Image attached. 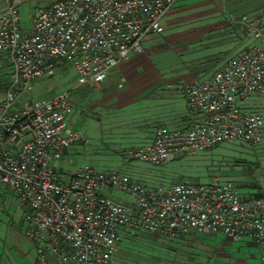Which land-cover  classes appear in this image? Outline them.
<instances>
[{"label":"built area","instance_id":"obj_1","mask_svg":"<svg viewBox=\"0 0 264 264\" xmlns=\"http://www.w3.org/2000/svg\"><path fill=\"white\" fill-rule=\"evenodd\" d=\"M0 1V56L12 67L0 103V183L13 187L26 207L36 264H111L122 229L140 228L162 238L194 230L248 237L264 264V191L245 196L220 176L152 185L120 167L86 164L59 172L54 161L86 140L67 120L70 91L21 111L15 105L39 78L69 63L76 84L101 88L122 61L145 51L148 36L164 31V18L180 0H53L36 11L28 29L19 11L25 0ZM241 22L254 43L208 76L181 85L189 111L202 120L181 129L159 126L151 142L126 151L125 162L160 165L222 143L264 141V23L248 13ZM113 189L131 202L108 195Z\"/></svg>","mask_w":264,"mask_h":264},{"label":"rangeland","instance_id":"obj_2","mask_svg":"<svg viewBox=\"0 0 264 264\" xmlns=\"http://www.w3.org/2000/svg\"><path fill=\"white\" fill-rule=\"evenodd\" d=\"M207 4L211 5V9L216 8V10L217 8L225 10L229 5L243 6L247 9L246 13L264 23V0H183L174 10L172 9L173 11L171 10L172 12L170 11L171 13L169 12L170 14L168 13L166 23V17L164 18V31L144 42L146 50L139 53V56L143 55V57L139 60L134 72L138 73V67H151L152 72L139 71L141 72L138 75L141 78V86L146 83V80L154 79H157L153 81L154 86H181L185 83L170 80L173 78L170 70L165 73L167 77L161 80L159 75L163 73L161 69L158 72L157 67H166L168 63L174 62V57L181 56L177 48L187 40L191 24L200 20L202 9ZM47 5L48 0L22 2L19 11L23 28H30L33 15ZM214 9L210 12L217 13L218 11ZM166 41L171 44L175 52L174 57H171L173 53L171 50L156 52L159 49L158 46ZM153 43L155 46L149 47ZM151 53H154L156 63H152ZM135 55L133 54L119 65L128 64L127 62L131 59H135ZM177 63L175 66H178ZM168 68L170 67L163 68V70ZM45 78L47 81L44 85L38 87L35 92L25 94L16 101L15 105L21 111L28 107V104L33 106L38 96L48 97L65 90L70 91L73 106L67 115V120L72 128L86 135V140L71 145L65 159H61L64 170L68 173L78 166L89 164L102 170L120 167L123 171L141 179L145 184L152 185H170L181 181L206 183L220 176L222 180H233L247 191L253 189L252 186L255 183L261 187L264 186V141L251 145L236 142L222 143L160 165L138 159L125 162L126 151L139 142L135 140L134 133L139 131L140 126L134 125L131 121L134 113L133 107L109 106L108 102L102 105L100 101L103 94L102 88L76 84V75L70 63L46 73ZM1 93L3 92L0 89V95ZM183 96L185 97L184 93ZM147 111L150 114V111ZM243 160L252 164V174L241 173L246 164ZM111 192L114 199L123 198L126 203L131 202L128 194L115 189ZM25 214L26 207L20 205L14 188L0 183V264H36L32 253L33 243L26 236L28 223ZM122 230L119 249L111 264L192 263L189 245L183 241L180 242V236L162 238L144 228Z\"/></svg>","mask_w":264,"mask_h":264},{"label":"crops","instance_id":"obj_3","mask_svg":"<svg viewBox=\"0 0 264 264\" xmlns=\"http://www.w3.org/2000/svg\"><path fill=\"white\" fill-rule=\"evenodd\" d=\"M182 1L180 0L177 5ZM49 3L51 1L48 0ZM213 9H211L210 4L205 5L202 9L203 13L200 14V20L191 24L189 37L177 48L181 54L180 57H174L175 52H173L168 41L158 46L159 49L156 52L171 50L173 52L171 57L175 58L174 62L168 63L166 66L170 68L163 70L166 67H157V71L159 72L161 69V73H163V75H159L161 80L163 77H167L165 73L170 70L169 72L173 75L170 80L174 79L185 83L196 82L223 66L228 59L254 43L252 39L246 36L245 27L241 22V16L247 12L246 8L229 5L225 10L218 8L216 10L215 8L217 13L210 12ZM169 14L165 18V23ZM153 36L155 35L148 36L144 42L147 39H153ZM155 43L149 47L155 46ZM154 53L149 55L153 60L152 63H156L154 62ZM134 54H136L135 61L131 59L127 62L128 64L117 66L102 83L103 94L100 101L102 105L108 102L109 106L133 107L134 113L131 116V121L134 125L140 126L139 131L134 133L135 140L139 141L135 146L151 142L159 126L181 129L188 127L193 122L202 120L201 114H193L189 111L181 86H154L153 81L157 79L146 80V83L141 86V78L138 76L141 72L139 73V71L145 70L148 71L146 73H150L152 69L151 67H138L139 71L135 74L134 71L143 55ZM176 62H178V66H175ZM11 71L12 67L9 60L0 56V89L3 92L0 95V103L4 99L11 82ZM46 81L45 75L39 78L32 92L44 85ZM43 97L45 96L36 97L35 102ZM28 105L30 106V104ZM146 109L150 111V114ZM68 149L61 159H65ZM61 159L54 161V165L59 172L68 173L64 170ZM239 188L245 196H253L256 192L255 189L247 191L241 186ZM262 190L264 191V186ZM107 193L111 197L113 196L111 190ZM117 200L125 202L123 198H117ZM179 241L189 245L191 264H262L256 243L248 237L234 239L222 233L194 230L180 237ZM35 252L33 245L32 253L36 259Z\"/></svg>","mask_w":264,"mask_h":264},{"label":"trees","instance_id":"obj_4","mask_svg":"<svg viewBox=\"0 0 264 264\" xmlns=\"http://www.w3.org/2000/svg\"><path fill=\"white\" fill-rule=\"evenodd\" d=\"M177 5V4H176ZM175 5V6H176ZM243 162H245L246 163V161L245 160H243ZM252 164L251 163H246L245 164V167L243 168V170H242V174H252V172H253V169H252ZM253 189H255L256 190V192L254 193V195L253 196H260L261 194H262V188L263 187H261L258 183H255L253 186ZM251 197H252V195H251ZM184 236V234H182L180 237H183Z\"/></svg>","mask_w":264,"mask_h":264}]
</instances>
